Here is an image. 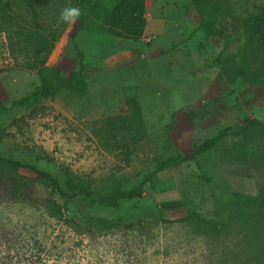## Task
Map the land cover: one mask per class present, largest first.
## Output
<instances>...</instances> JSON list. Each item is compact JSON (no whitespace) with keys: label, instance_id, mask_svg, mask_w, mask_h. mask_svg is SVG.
I'll return each instance as SVG.
<instances>
[{"label":"rangeland","instance_id":"1","mask_svg":"<svg viewBox=\"0 0 264 264\" xmlns=\"http://www.w3.org/2000/svg\"><path fill=\"white\" fill-rule=\"evenodd\" d=\"M118 1L104 3L113 7ZM211 1L217 7H211L216 34L205 30L195 0H147V26L137 42L79 32L77 20L68 23L46 64L69 78L81 70L79 48L87 62L82 99L64 94L16 104L38 90L40 79L24 66L22 56L16 60L11 55L7 36L0 33V105L9 109L0 114V157L11 156L49 173L68 168L99 182L127 174L128 191L151 178L141 198L96 215L112 219L142 214L155 227L143 235L121 230L94 239L79 237L48 217L41 203L32 207L9 202L0 191V254L15 255L23 264L32 259L39 242L47 248L44 262L63 264H264V234L259 229H212L181 221L190 208L201 220L216 222L220 204L230 193L264 191V168L250 162L249 150L239 147L235 156L228 154L241 140H228L208 155L192 153L195 144L226 126L246 118L264 122L263 74L247 81L244 65L231 66L250 52L245 29L264 14V0ZM250 58L255 61L248 71L252 75L261 59ZM127 98L140 103L147 130L131 154L130 166L120 150L108 152L99 141L108 117L130 114ZM118 137L128 142L133 135L121 130ZM177 156L185 162L158 171L162 162ZM205 177H213L214 183ZM34 195L38 201L58 199L40 182ZM165 205L178 209L166 210Z\"/></svg>","mask_w":264,"mask_h":264},{"label":"trees","instance_id":"2","mask_svg":"<svg viewBox=\"0 0 264 264\" xmlns=\"http://www.w3.org/2000/svg\"><path fill=\"white\" fill-rule=\"evenodd\" d=\"M65 2L69 7H77L81 11L80 17L76 19L80 23L79 32L129 42H137L144 36L147 26V0H119L113 7L107 6L104 0H0V33L6 34L11 55L15 59L22 56L25 59L24 66L36 71L40 79L38 90L17 102L18 105L31 100L54 99L64 94L78 99L85 97L87 81L84 69L87 62L79 48L77 51L81 70L69 78H65V72L46 64L59 33L68 25L60 19ZM195 4L204 15L202 23L205 30L212 34L218 33L219 29L211 11L212 8H217L216 4L211 0H195ZM245 33L251 40V50L244 55L241 62L234 61L231 66L238 67L240 63L244 65L243 77L248 81L255 77L254 75L259 76L258 73L264 76V14L248 22ZM250 56L252 59L253 56L261 59L252 75L248 71L253 68L255 61L251 60ZM126 105L131 109L130 114L108 117L100 130L99 141L108 152L120 150L127 166H130L131 154L144 139L147 130L140 103L127 98ZM8 110L6 106L0 105V114ZM121 130L133 135L132 140L128 142L119 140L118 134ZM231 139H239L242 143L240 146L234 145L228 151L230 157L235 156L240 147L244 151L249 150L250 162L256 168H264V122L251 118L226 126L213 137L195 144L193 156L208 155ZM185 160L183 156L170 158L161 163L158 171L176 168ZM23 171L30 175L23 174ZM205 179L209 184L214 183L213 177ZM150 180L151 178L145 179L137 188L128 191L124 189L131 182L127 174H113L99 182L77 175L68 168H61L57 174L49 173L11 156L0 157V191L6 193L9 202L32 207H38L41 203L48 217L73 230L79 237L86 236L90 239L121 230L139 235L153 231L154 222L144 220L142 214L112 219L99 218L96 215L99 210L114 208L124 200L141 198L145 185ZM37 182L47 184L59 200L49 197L38 201L34 195ZM220 205L219 219L216 222L210 219L201 220L190 208L185 210L186 216L181 221L194 227L205 224L212 229L218 228L219 225L226 228L250 226L264 234V191L257 195L232 192ZM163 207L166 210L178 209L173 205ZM36 246L37 252L30 257L32 259L24 261L23 264H63L59 260L44 262L42 254L47 252V248L39 242ZM14 256L0 254V264L6 259L10 264H19V259Z\"/></svg>","mask_w":264,"mask_h":264},{"label":"clouds","instance_id":"3","mask_svg":"<svg viewBox=\"0 0 264 264\" xmlns=\"http://www.w3.org/2000/svg\"><path fill=\"white\" fill-rule=\"evenodd\" d=\"M81 11L77 7H66L60 14V19L66 23H74L80 17Z\"/></svg>","mask_w":264,"mask_h":264}]
</instances>
